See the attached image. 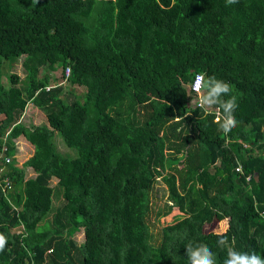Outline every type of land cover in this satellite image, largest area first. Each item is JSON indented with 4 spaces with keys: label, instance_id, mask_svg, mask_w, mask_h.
<instances>
[{
    "label": "trees",
    "instance_id": "obj_1",
    "mask_svg": "<svg viewBox=\"0 0 264 264\" xmlns=\"http://www.w3.org/2000/svg\"><path fill=\"white\" fill-rule=\"evenodd\" d=\"M19 57L21 80L4 73ZM198 72L238 98L227 136L188 86ZM27 104L47 126L20 124ZM18 137L33 149L20 168ZM2 146L0 264H185L189 241L222 264L218 233L203 231L219 222L237 250L264 255V0H0ZM157 178L155 217L170 221L154 244Z\"/></svg>",
    "mask_w": 264,
    "mask_h": 264
},
{
    "label": "clouds",
    "instance_id": "obj_2",
    "mask_svg": "<svg viewBox=\"0 0 264 264\" xmlns=\"http://www.w3.org/2000/svg\"><path fill=\"white\" fill-rule=\"evenodd\" d=\"M237 2L238 0H225V6ZM32 3L36 4L38 3V0H32ZM188 86L197 92L198 106L200 108L215 111V123L218 125V131L227 136L235 127H237L238 121L235 113L239 106L238 98L237 96L232 95V86L229 83L217 79L215 76H208L205 72H198L195 74L194 79L188 83ZM3 153L0 157V175L3 166L5 165L3 163V157L6 156H4ZM1 183L0 190L2 192L5 191V188L3 187L5 183L8 184V187L6 188L7 191L11 188L12 183L9 184L6 179H3ZM6 244L7 238L0 233V251L4 250ZM234 244L235 237L230 241L225 234L218 233L216 246L218 248L226 249V256L222 264H264V255L257 254L255 251H239L234 247ZM184 249V256L186 258L185 264H217L215 254L211 248L204 243L189 241Z\"/></svg>",
    "mask_w": 264,
    "mask_h": 264
},
{
    "label": "rangeland",
    "instance_id": "obj_3",
    "mask_svg": "<svg viewBox=\"0 0 264 264\" xmlns=\"http://www.w3.org/2000/svg\"><path fill=\"white\" fill-rule=\"evenodd\" d=\"M4 71H5L4 72L5 75L15 74V75H17L19 80H21L25 74L24 70L22 68V57H19L9 68L5 66ZM43 73L48 74L51 79L54 78V75H55L54 73H51V72L49 73L48 69H46L45 67L40 69L39 75H42ZM58 74H59V71L56 73V75H58ZM2 82L5 86L8 85V82L6 79L2 78ZM55 84H57V82H53V81L49 82L50 86L55 85ZM60 84H62V83H60ZM65 85H66V83L63 84V86H64L63 92H65L68 89V87ZM73 89L77 95H81L83 92L82 88H80V87H76V88L74 87ZM18 121L20 122V124H22L26 128H32L34 126H41V125L46 124V120L44 118V115L40 111H38L37 109L32 107L30 104H28L26 106V108L23 110V113L19 117ZM17 140H19L21 142V144H17V146H19L18 150H17V148H14L15 150H14L13 158L15 160L14 166L16 168H20L22 163L32 155V149H31V147H29L25 143V141L21 137L15 139L13 141H17ZM51 141H52L55 149L58 152H60L63 155L73 157L72 151L67 149L63 145L60 137L57 134H55L53 136ZM31 176H33V173L31 172V170L28 168H25L24 169V178L27 179ZM55 182H56L55 179H50V181L48 182V186L53 187ZM166 194L167 193H166L164 183L162 182V180L160 178H157L156 182L153 184V188L149 194L150 210H149L148 215L146 217V223L149 227V234L151 235L152 243H154V244H156L159 241L160 229L162 227V224L169 223V221H170L169 218H167L163 222H160V221L158 222L156 217H155V212H156L157 208H161L164 205V203L167 202L166 201ZM59 203H60V198L53 196L52 197L53 207L58 206ZM212 225L213 224L205 226L203 228V231H205V232L212 231L214 233H220V232H222L223 227L225 226V223L219 222V223H216L215 226L214 225L212 226ZM73 239L77 243H81L82 234L80 232L74 234Z\"/></svg>",
    "mask_w": 264,
    "mask_h": 264
},
{
    "label": "built area",
    "instance_id": "obj_4",
    "mask_svg": "<svg viewBox=\"0 0 264 264\" xmlns=\"http://www.w3.org/2000/svg\"><path fill=\"white\" fill-rule=\"evenodd\" d=\"M64 74H65V75L68 74V69H65ZM193 79H194V78H193ZM46 89H47V88H46ZM190 90H191L193 93H195L196 95H198L197 92L194 91L193 89L190 88ZM196 102H197V104H198V100H197ZM4 151H5V147L2 146V147H1V150H0V157H1V155H2V153H3ZM9 161H10L9 157H3V163H4V164L9 163ZM238 169H239V168H236V171H238ZM247 179H248V178H247ZM3 187H4V188H7V187H8V184L5 183Z\"/></svg>",
    "mask_w": 264,
    "mask_h": 264
},
{
    "label": "crops",
    "instance_id": "obj_5",
    "mask_svg": "<svg viewBox=\"0 0 264 264\" xmlns=\"http://www.w3.org/2000/svg\"><path fill=\"white\" fill-rule=\"evenodd\" d=\"M28 105V104H27ZM36 109V108H35ZM42 126V125H41ZM45 126H47V123L45 124ZM19 138V137H18ZM22 139H23V137H21ZM17 139V138H16ZM24 140V139H23ZM25 141V140H24ZM15 142V148H17V150L19 149V146H17V144H21V142L19 141V140H17V141H14ZM25 143L29 146V147H31V149H32V146L30 145V144H28L26 141H25ZM32 151H33V149H32Z\"/></svg>",
    "mask_w": 264,
    "mask_h": 264
},
{
    "label": "water",
    "instance_id": "obj_6",
    "mask_svg": "<svg viewBox=\"0 0 264 264\" xmlns=\"http://www.w3.org/2000/svg\"><path fill=\"white\" fill-rule=\"evenodd\" d=\"M12 185H13V183H12ZM12 185H11V188H9L8 192H11V189H12Z\"/></svg>",
    "mask_w": 264,
    "mask_h": 264
}]
</instances>
